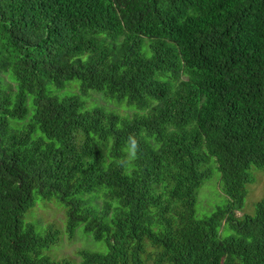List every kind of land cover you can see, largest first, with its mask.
<instances>
[{
	"label": "trees",
	"instance_id": "trees-1",
	"mask_svg": "<svg viewBox=\"0 0 264 264\" xmlns=\"http://www.w3.org/2000/svg\"><path fill=\"white\" fill-rule=\"evenodd\" d=\"M89 91L136 112L86 110ZM211 163L227 200L197 219ZM252 167L264 0H0V264H71L24 222L36 195L105 245L78 264H264V199L235 214Z\"/></svg>",
	"mask_w": 264,
	"mask_h": 264
},
{
	"label": "rangeland",
	"instance_id": "rangeland-1",
	"mask_svg": "<svg viewBox=\"0 0 264 264\" xmlns=\"http://www.w3.org/2000/svg\"><path fill=\"white\" fill-rule=\"evenodd\" d=\"M65 88V91L58 92L60 97L68 94V90L71 92L78 91L79 82L72 80L66 84ZM93 96L98 98H93ZM83 101L85 104L84 109L86 110L100 108L122 117H128L127 115H132L136 112L134 107H128L124 103L108 100L101 93L95 91H89L88 95L83 98ZM28 108L29 115H31V97L28 99ZM249 175L251 182L246 185L247 194L244 208L242 211L235 213L237 217H241L243 214L253 216L255 205L264 199V169L252 167L249 170ZM226 200V196L221 189L220 174L216 169V165L211 163V175L208 179L204 180L197 191L195 217L201 219L210 216ZM24 222L33 225L39 235H44L50 229L58 232V244L56 246L51 245L43 252L44 255L49 256L52 260L65 259L71 264H78L80 262L78 252L81 250L106 252L105 245L101 242H94L89 235H85L81 225L76 228L73 238H68L66 231V208L55 197L43 199L41 196L36 195L34 206L26 213ZM227 233L230 232L222 231V235H226Z\"/></svg>",
	"mask_w": 264,
	"mask_h": 264
},
{
	"label": "clouds",
	"instance_id": "clouds-1",
	"mask_svg": "<svg viewBox=\"0 0 264 264\" xmlns=\"http://www.w3.org/2000/svg\"><path fill=\"white\" fill-rule=\"evenodd\" d=\"M129 139H130V142H131V143H132V145H133V152H132V156L134 157V156H135V151H134V149H135L136 141H135V139H134V138H132V137H130Z\"/></svg>",
	"mask_w": 264,
	"mask_h": 264
}]
</instances>
